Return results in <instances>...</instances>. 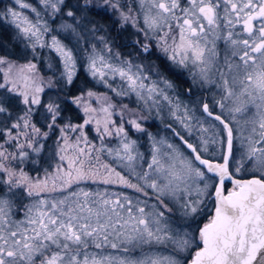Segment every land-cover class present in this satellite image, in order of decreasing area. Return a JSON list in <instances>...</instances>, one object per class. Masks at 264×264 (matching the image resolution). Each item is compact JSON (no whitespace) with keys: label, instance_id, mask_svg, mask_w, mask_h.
Wrapping results in <instances>:
<instances>
[{"label":"snow or ice","instance_id":"obj_1","mask_svg":"<svg viewBox=\"0 0 264 264\" xmlns=\"http://www.w3.org/2000/svg\"><path fill=\"white\" fill-rule=\"evenodd\" d=\"M39 2L71 18L60 29L75 36L90 9H111L143 37L137 55L162 59L122 57L100 35L102 47L84 49L86 71L109 91L72 94L77 55L46 39L37 7L0 11L24 49L0 54V264H264V0ZM46 48L57 79L38 68ZM172 67L211 99L190 107L170 95ZM165 108L182 129L166 125L172 138L143 124ZM132 131L147 136V154Z\"/></svg>","mask_w":264,"mask_h":264},{"label":"rangeland","instance_id":"obj_2","mask_svg":"<svg viewBox=\"0 0 264 264\" xmlns=\"http://www.w3.org/2000/svg\"><path fill=\"white\" fill-rule=\"evenodd\" d=\"M0 2H2L1 11L6 9L7 7L13 6V4H14V0H0ZM26 2L37 7V9L41 12L42 18L44 20H46L48 22V25L53 29V32L49 33L48 36L46 37V39L50 40L51 35H56L57 38L63 44H65L68 48H70L74 51V53L77 55V72L80 68L84 69L85 73L88 75V77L93 82L92 90L97 91V92L109 91L108 89L104 88V86L102 84H98L96 81H94L91 78V76L88 74V72L86 71V61H85L84 49L87 48L90 51L92 44H96L98 48L101 47L99 44V39L97 37L98 33H96L95 35L91 34V33H93L91 31L92 27H90L88 25V22L85 20L86 16H84V18L81 20V24L77 25L79 36H75V35L71 34L70 32H65V31L60 29L61 23L64 20L70 21L71 18H67L66 16L61 17L58 15L55 19H53L49 13L44 12L43 5L40 4L39 0H26ZM66 2H67V0H66ZM93 3H95V0H93ZM70 7H72L73 9H75V7H76V5L71 2V0H70ZM24 11L27 12L28 10H24ZM28 14L33 18L35 16L34 13H28ZM77 16H81V13L79 11H77ZM3 22L7 26H9V28H11L13 30L14 35H16V29L11 24L7 23L6 21L3 20ZM94 38H96L95 41L93 40ZM22 49H23V47H22ZM39 52H40V56H39V60L37 61L38 68H39V63L41 61H43L45 63V68L48 71V73L46 75H44L42 73V71L40 70L41 74L44 75L45 77H49V76L52 77L53 74L54 75L57 74L59 76L60 72L62 71V65H61V63L59 61V57L56 55V53L54 51H51L50 49H47V48L43 49V50H39ZM49 63H51V65H52L51 68L48 67ZM184 73H185V76H187L191 79V76L189 75V73L187 71H185ZM192 86L194 89L199 88V86L194 85L193 82H192ZM174 89H175L174 92L172 90H169L170 95H173L174 98H178L179 101H181L185 104H188L190 107L195 104V101L185 102V99L183 98V92L181 90H179L178 88H176L175 86H174ZM206 90H208V89H206ZM109 95H113V94L111 92H109ZM120 99L121 98H117L113 95V101L114 102H119ZM122 102L129 104V107H135L136 106L134 97L132 99L125 97V98H123ZM146 115H147V113H146ZM162 117L163 118L158 117L154 111L149 116V118L147 120L143 121V124H144V127L146 128V131L151 132L152 134L157 135L158 137L165 135V131H158L156 128L148 127L147 123H151V122L156 123L160 127H164L165 124H172L177 129H180V126L173 119L169 118L167 108H165L163 110ZM114 119H119V118L114 117ZM91 133H92V136L94 137L95 133L94 132H91ZM133 133L134 134L130 133L131 137L133 139H137L138 144L140 145V150H142V149L147 150L148 144H149L147 136L144 133H136L134 131H133ZM167 137L172 138L169 135H167ZM93 142L99 144L98 140H94ZM106 142H110L113 145L115 144V141H106ZM44 157H45V159H48L47 154H44ZM25 202H27V201H25Z\"/></svg>","mask_w":264,"mask_h":264},{"label":"flooded vegetation","instance_id":"obj_3","mask_svg":"<svg viewBox=\"0 0 264 264\" xmlns=\"http://www.w3.org/2000/svg\"><path fill=\"white\" fill-rule=\"evenodd\" d=\"M121 2L123 3L125 2V0H121ZM98 28L100 30L97 32L98 33L97 37L100 35L105 36L107 40L110 42L111 46L113 47V51L119 52L122 57H129V54H131L133 59H136L137 61L143 63L146 66H150L153 63L160 66L162 57L158 59V56L160 54L156 52L155 49L153 50V53L151 55H148L146 57L142 55H137L138 46L135 44V41L138 38L142 39L143 37L138 36V34L135 33V30L132 29L130 26L121 28L118 14L114 13L111 9H109L107 12L100 9V24ZM93 40L95 41L96 38H94ZM100 46L102 47L101 44ZM165 63H167V61H165ZM185 71L186 70L172 67L165 72V75L174 84L176 88H178L183 92V98L185 99V102L187 101L196 102L200 98L202 92L204 96L210 100L211 90L209 91L206 89L202 90L200 88L194 89L192 86V80L189 77L185 76L184 73ZM190 88H191V93H189L188 91ZM166 125L168 124H165L164 127H160L154 122L147 123L148 127L156 128L158 131H165L164 136L167 135L171 136V130L167 128ZM177 130L182 131V129H177ZM131 134H134L133 131L131 132ZM192 139H195V137H192ZM209 147L210 150H212L215 146L210 145ZM140 151L145 152V154H147V150L142 149ZM238 154L239 152H237V155ZM104 158L107 159L106 157ZM175 221L177 223L181 222L178 214L175 217ZM196 222L199 223V220H197Z\"/></svg>","mask_w":264,"mask_h":264},{"label":"trees","instance_id":"obj_4","mask_svg":"<svg viewBox=\"0 0 264 264\" xmlns=\"http://www.w3.org/2000/svg\"><path fill=\"white\" fill-rule=\"evenodd\" d=\"M72 3L75 5L77 4V0H71ZM82 3V0H81ZM66 4L70 7V0H67ZM2 9V2H0V11ZM88 22V25L93 27V25H96L97 27L100 24V9L92 8L89 10V12L86 15V19ZM15 35L14 32L9 26H7L3 20H0V54L9 53L12 56H20V54L23 52L22 46L16 42L14 39ZM39 69L42 71L44 75L48 73L47 69L45 68V63L41 61L39 63ZM53 79H57L59 76L52 75ZM93 82L88 77V75L85 73L83 68H80L76 74V78L74 79L73 85L70 87V92L72 94H79V91L81 89H92ZM68 115L75 116L76 111L75 109H69L67 110ZM89 137L92 138L91 131L89 132ZM51 143V141H49ZM47 160V159H46ZM30 167V166H29Z\"/></svg>","mask_w":264,"mask_h":264}]
</instances>
